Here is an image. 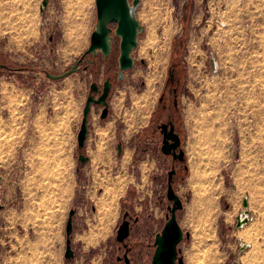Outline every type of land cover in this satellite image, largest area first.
Wrapping results in <instances>:
<instances>
[{"label": "rangeland", "instance_id": "1", "mask_svg": "<svg viewBox=\"0 0 264 264\" xmlns=\"http://www.w3.org/2000/svg\"><path fill=\"white\" fill-rule=\"evenodd\" d=\"M42 2L0 0V53L15 69L11 78L8 73L0 78V180L10 182L6 216L0 220V264H115L116 230L126 210L140 218L133 238L140 241V249L150 250L169 204L165 161L157 152L150 121L171 67L182 84L177 113L188 166L174 184L184 202L179 223L190 233L179 246L180 255L185 264H201L209 247L218 264H264V0H247L256 14L243 19L238 13L225 44L210 43L220 50L217 72L207 68L204 43L195 42L203 0H142L138 16L145 31L139 47L151 28L160 39L170 28L167 64L153 67L158 47L148 56L139 55V49L135 52V68L110 97L109 118L100 124L93 109L85 152L91 161L86 164L78 158V132L92 72L82 65L80 72L62 80H52L46 72L63 73L89 48L97 21L96 0H49L41 12ZM245 23L251 28L247 30ZM110 64L117 66V52ZM102 74L101 70L97 79L102 80ZM156 76L150 93L147 79ZM142 93H149L144 103L137 99ZM7 111L13 119L12 135L6 130ZM109 122L114 129L101 141L95 131ZM118 143L123 145L122 155ZM99 146V162L103 161L93 166ZM27 150L33 155L27 168L33 172L23 173L21 154ZM189 159L202 169L193 182ZM119 176L122 189L101 196L105 186L93 179L116 186ZM245 200L251 221L237 228ZM72 209L74 256L67 259L66 224ZM196 235L208 237V244L198 242ZM242 243L249 244L243 251Z\"/></svg>", "mask_w": 264, "mask_h": 264}, {"label": "water", "instance_id": "2", "mask_svg": "<svg viewBox=\"0 0 264 264\" xmlns=\"http://www.w3.org/2000/svg\"><path fill=\"white\" fill-rule=\"evenodd\" d=\"M49 0H43L41 4V12L45 10ZM142 0H96L97 8V21L95 29L91 34L90 46L88 50L63 73L53 74L49 71L46 75L52 80H62L74 73L81 71V63L86 55L92 54L97 56L101 53L105 59H108L113 46L114 37L119 39L120 54L119 61V79L124 78V73L130 71L135 67L136 60L134 58V52L139 48L140 36L145 31V26L141 23L138 10L141 6ZM91 62L90 59L87 60ZM142 63L145 60L142 59ZM109 80L105 83L104 93L99 98H94L90 94L86 100L84 107V115L81 124V128L78 132V148L82 151L87 144L89 136V117L91 114L92 104L103 105L105 109L101 115L102 119H106L109 116V101L107 100L110 92ZM91 93L99 91V85L97 82L92 83L90 88ZM172 131L169 135L165 136V143L163 145V152L165 154H171V147L176 149V144L169 145L170 139H177L176 135H172ZM178 142V141H177ZM120 148L121 145H120ZM184 155V151L182 153ZM81 163L85 164L89 157L83 152L78 155ZM184 158V157H183ZM167 197L173 203L168 206V213L166 216V222L160 232L156 234L154 246L155 252L152 258L151 264H185L183 256L180 255L181 248L179 247L182 241L186 238H190V233L185 232L181 227L178 219V211L184 208V202L176 193L173 185L170 183L167 190ZM245 208L248 207V202H244ZM75 209H72L69 214V218L66 224L67 235V248L65 257L70 259L74 256V250L71 244V235L73 233V216ZM127 214H125L126 216ZM249 218L246 216L237 217L236 227L241 228L245 223H248ZM130 233V222L125 220L117 230L118 241H124ZM249 245L246 243L241 244V250L247 249ZM231 264H238L233 261Z\"/></svg>", "mask_w": 264, "mask_h": 264}, {"label": "flooded vegetation", "instance_id": "3", "mask_svg": "<svg viewBox=\"0 0 264 264\" xmlns=\"http://www.w3.org/2000/svg\"><path fill=\"white\" fill-rule=\"evenodd\" d=\"M137 50H135V52ZM116 52H117V66L113 67L110 64V61ZM135 52H134V58H135ZM119 54H120L119 39L117 37H114L112 51L108 59H105L101 53H99L97 56H93L92 54H89L84 57L81 63V68L83 65L84 70H89L90 72H92L91 74L92 79H91L90 87L88 90L87 98L90 94H92L94 98H99L104 93L105 83L109 80L111 84L109 96L107 98V100L109 101V105H110L109 106V116L111 114L110 97L112 95V92L114 88L116 87L117 83L123 81L126 77V74L129 72V71H126L124 73L125 74L124 78L119 79V61H118ZM88 59H90L91 62H88L87 61ZM14 70L15 69L11 65L10 60L8 59V56H3L0 53V78H2L7 73L9 74V78H11ZM101 70L103 72L102 80L97 79L98 74L100 73ZM180 81H181L180 76L177 70L174 67H171L167 84L159 98V106H158L159 111L158 110L155 111L156 115L154 113L150 121L151 132L155 140L157 141V152L159 153V157L162 156L164 158L163 160L165 161V168H166V173H167V177H166L167 190H168L170 183L174 187L176 176L178 175V173L181 172L182 170L185 171V169L188 168L186 164L187 156H186V152L184 148V141H183L181 129L179 127V117L177 113L180 107V96H179L180 93L179 92L182 86V84L180 86ZM94 82H97V84L99 85V91L91 93L90 88H91L92 83ZM94 108L97 109L100 115V120H99L100 124L105 122L109 118V116L106 119L101 118V115L103 114L105 106L97 105V104H92L90 117L93 113ZM90 117H89V134L91 131ZM171 131L173 132L172 135H176L178 137V140L170 139L168 143L169 145L176 144V149L171 147V154H165L162 150L163 145L165 143V136L169 135ZM120 145L122 148H120ZM117 150H118V153L122 155L123 150H124L123 145L118 143ZM182 150L184 151V155L181 154ZM78 151L79 153L83 152L86 155L85 153L86 147L82 151L80 150ZM89 161L90 159L87 162ZM167 190H166V198L169 201V204L167 205V213H168L169 212L168 206L171 205L173 202L168 199ZM167 213H166V216H167ZM125 214L127 215L125 216ZM73 219H74V216H73ZM125 220H128L130 222V233H129V236L124 241L121 242V241H118L117 239V230L119 226ZM139 222H140V218L137 215H134L133 213H131V211L126 210L123 213L122 221L120 222L116 230V247L112 251V254L115 255V264H151L152 258L155 252L154 241H155L156 235L154 237V241L152 242V244L149 245L150 250H146L144 248L140 249L141 248L140 241L133 238L134 226L135 224ZM73 231H74V226H73Z\"/></svg>", "mask_w": 264, "mask_h": 264}, {"label": "bare ground", "instance_id": "4", "mask_svg": "<svg viewBox=\"0 0 264 264\" xmlns=\"http://www.w3.org/2000/svg\"><path fill=\"white\" fill-rule=\"evenodd\" d=\"M163 33H165V36H163L161 39H163V41L159 38V36L157 35V32H156V30L154 29V27L153 28H151L150 30H149V32L147 33V35H146V37L143 39V43L140 45V47H139V55H143V56H148L147 54H149V51L151 50V49H154V48H159L158 50H156V51H158V54L156 55V58H155V60H154V62H152L154 65H153V67L155 66L156 68H159V67H161V69L162 68H164L165 66H166V64H167V61H168V55H169V46H168V40H169V36L171 35V33H172V30L170 29V28H167L166 30H165V32H163ZM162 33V34H163ZM154 51H155V49H154ZM151 64V63H150ZM150 66V65H149ZM152 72H154V71H152ZM155 73H156V71H155ZM161 73V72H160ZM152 75H155L154 73H151ZM151 74L149 75V76H151ZM159 75V74H158ZM161 75V74H160ZM159 77V76H158ZM147 78V77H146ZM150 78V77H149ZM160 78V77H159ZM161 79V78H160ZM148 80V87H147V89H148V91L151 93H153V91H154V89H155V87H156V83H157V76L156 77H152V78H150V79H147ZM160 83V82H159ZM157 89V88H156ZM148 91H146L145 90V92H148ZM156 93V92H155ZM154 93V94H155ZM153 94V95H154ZM133 95H136V93H134ZM138 96V95H137ZM137 96H135V97H137ZM134 97V98H135ZM149 97V93L148 94H145V93H142V94H140L138 97H137V99L139 100V101H142V103H144L143 101H145V100H147V98ZM117 99V98H116ZM136 99V100H137ZM152 99H153V97H152ZM148 100H151L150 98L148 99ZM119 101V100H118ZM138 101V102H139ZM146 103V102H145ZM148 103V102H147ZM149 104H147V106H148ZM149 107H150V105H149ZM186 107V106H185ZM144 108L146 109V105L144 106ZM186 108H188V107H186ZM147 110H148V108H147ZM148 112V111H147ZM185 112H187V110L185 111ZM146 113V112H145ZM189 113V112H188ZM188 113H184V114H188ZM189 115V114H188ZM146 116V115H145ZM145 116H144V118H145ZM186 116V115H185ZM147 117V116H146ZM185 118H187V117H185ZM188 119V118H187ZM186 120V119H185ZM187 121V120H186ZM146 122V121H145ZM186 124H188V123H186ZM113 122H109L108 123V125L107 126H97L98 128L96 129V131H95V133H97L98 134V136H100V138H102L101 139V141L103 140V139H105V135L107 134V133H109V130H111V129H114L113 128ZM113 131V130H112ZM96 134V135H97ZM207 134H209V133H207ZM211 135V134H210ZM209 135V136H210ZM208 136V137H209ZM212 137V136H211ZM210 138V137H209ZM189 139V138H188ZM99 140V139H98ZM100 141V140H99ZM100 141V142H101ZM189 141H191L190 139H189ZM102 143V142H101ZM101 143H99L100 145H102ZM192 143V142H191ZM96 144H98V141H97V143ZM98 144V145H99ZM188 144V143H187ZM190 144V143H189ZM188 146V145H187ZM191 146V145H190ZM96 148H97V145H96ZM191 149V148H190ZM189 149V150H190ZM92 153H94V152H92ZM101 153H102V151H101V146H99L98 147V150L96 149V154L97 155H95L96 156V159H94L95 157H93V164H94V166H97L100 162V158H101ZM203 153V152H202ZM200 156L202 155V154H199ZM198 155V156H199ZM199 156V157H200ZM199 157H198V159H199ZM190 158H191V156H190ZM193 158V157H192ZM203 158V157H202ZM201 158V162H202V160L204 159H202ZM193 159H191V161H190V159H189V163H191V168H192V174H191V178H190V180L193 182L195 179H197L198 178V175H200L199 174V172L198 171H201V170H198L197 168V166H198V162H197V164L195 163V161H192ZM200 160V159H199ZM197 161V160H196ZM204 161H205V159H204ZM204 163V162H203ZM201 165V164H200ZM199 165V166H200ZM201 168V167H200ZM203 172V171H202ZM201 173V172H200ZM213 174V173H212ZM202 175V174H201ZM200 175V176H201ZM204 176V175H203ZM206 176H208V175H206ZM210 176V175H209ZM94 177H96L95 175H94ZM197 177V178H196ZM200 178V177H199ZM205 178V177H204ZM117 179V178H116ZM201 179V178H200ZM202 179H203V177H202ZM201 179V180H202ZM205 179H207V178H205ZM94 180V184H96V185H100V184H103L104 186H105V190H104V192L102 193V195L101 196H103L104 194L105 195H108L109 193H113L114 192V189H116V188H119V189H122V187H123V179L119 176L118 177V181H117V184H116V186H114L113 184H110L109 183V181H108V183L107 184H104L105 182L104 181H102V180H104V179H97L96 181H95V179H93ZM108 180V179H107ZM199 180V179H198ZM204 180V179H203ZM190 181V182H191ZM197 181V180H196ZM107 182V181H106ZM112 182H115V181H112ZM191 182V183H192ZM198 182H201L200 180L198 181ZM205 182H206V180H205ZM115 184V183H114ZM201 184V183H200ZM211 184V183H210ZM95 185V186H96ZM111 185H113V186H111ZM118 185V186H117ZM214 185V184H213ZM213 185L211 186V188L213 187ZM94 186V187H95ZM202 186V185H201ZM204 186H205V184H204ZM209 187V186H208ZM204 188H206V186L204 187ZM214 188V187H213ZM209 190H211V189H209L208 188V191ZM207 191V190H206ZM207 193V192H206ZM198 195V194H197ZM202 195V194H201ZM205 196H207V195H205ZM199 197V196H198ZM202 197V196H201ZM203 198V197H202ZM205 198V197H204ZM207 198H208V196H207ZM211 198V197H210ZM200 198H198V200H199ZM206 199V198H205ZM204 199V200H205ZM203 200V201H204ZM207 200V199H206ZM197 201V200H196ZM199 202V201H198ZM202 202V201H201ZM204 202H206V201H204ZM208 203H209V207H210V209H209V215L210 216H212V209H213V206H214V202H213V200L212 199H210L209 201H208ZM104 206H110V205H108L106 202L103 204ZM203 205H204V203H203ZM202 205V206H203ZM104 206H102L101 204H100V207L102 208L103 207V209H104ZM247 208L245 209V210H243L241 213H240V215L242 216V218H245L246 216L249 218V221H251V215L249 214V213H247ZM104 211H105V209H104ZM239 215V216H240ZM208 222H209V220H208ZM246 224V223H245ZM244 224V225H245ZM243 225V226H244ZM200 235V234H199ZM196 238H198V242H200L201 241V243H205V244H208V237H205V236H197L196 235ZM247 244V243H246ZM247 245H249V244H247ZM211 246L212 247H214L215 246V243H211ZM219 263V258H218V256H215L214 254H213V252H212V249L211 248H207L205 251H204V253H203V257H202V260H201V264H218Z\"/></svg>", "mask_w": 264, "mask_h": 264}, {"label": "crops", "instance_id": "5", "mask_svg": "<svg viewBox=\"0 0 264 264\" xmlns=\"http://www.w3.org/2000/svg\"><path fill=\"white\" fill-rule=\"evenodd\" d=\"M253 5L254 4H250V6H249V4L246 3L241 8L240 12H237V10L232 12L231 15L229 16L230 23L232 24L235 16H237L238 13H240L241 18H243V19H247V17L250 18L252 16L253 12H255V14H256V8H254ZM200 11L201 12L199 15L198 24L196 26L198 28L197 29L198 36L196 37L195 42L198 44L204 43L203 44L205 47L204 51H206L207 57H208L209 50L216 51L218 58H219V61H220V56H219L220 50L215 49V47H212L210 45V43L211 42H217V44H221V45L225 44L226 38L231 36L230 28L229 29H226V28L223 29V28L216 27L215 24H213V22L211 20H207L206 19V13L204 11V6H203L202 10H200ZM207 57H206L205 62H206L207 68H208L209 59H207ZM9 115H10V113L7 111V117H6L5 125H6L7 132L10 133V131H13V119ZM10 134L12 135V132ZM87 148H88V141H87L86 151H87ZM27 151L28 152L21 154L23 162L26 165V167L24 166L25 171L23 172L22 168H21V170H19V172H23V173H25V172L27 173V171L33 172V168L31 166H29L27 168V165L32 162L31 158L33 156L31 151H29V150H27ZM86 155L88 156V154H86ZM88 157L91 161V156H88ZM102 161L100 162L99 165L102 164ZM93 166H94V164H93ZM21 167H22V165H21ZM1 181L2 180H0V183L2 184ZM75 182L77 183V177L75 178ZM9 183L10 182L6 179L4 184H2V187H3V185L5 186L4 187L5 192L4 193L2 192L3 194L0 195V220H1V216H6L3 209H4L6 202H7V194L10 191V184ZM1 184H0V188H2Z\"/></svg>", "mask_w": 264, "mask_h": 264}, {"label": "built area", "instance_id": "6", "mask_svg": "<svg viewBox=\"0 0 264 264\" xmlns=\"http://www.w3.org/2000/svg\"><path fill=\"white\" fill-rule=\"evenodd\" d=\"M206 19L211 20L216 27L229 29L231 26L229 16L232 12L238 11L239 6L242 7L247 0H203ZM246 29L251 28L250 23H245ZM209 66L213 72L220 69V61L216 51L208 52Z\"/></svg>", "mask_w": 264, "mask_h": 264}]
</instances>
